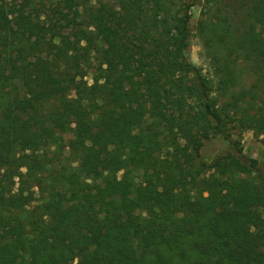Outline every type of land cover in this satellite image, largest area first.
<instances>
[{
  "label": "trees",
  "instance_id": "16d2710c",
  "mask_svg": "<svg viewBox=\"0 0 264 264\" xmlns=\"http://www.w3.org/2000/svg\"><path fill=\"white\" fill-rule=\"evenodd\" d=\"M244 130L264 0H0V264H264Z\"/></svg>",
  "mask_w": 264,
  "mask_h": 264
},
{
  "label": "rangeland",
  "instance_id": "374dc122",
  "mask_svg": "<svg viewBox=\"0 0 264 264\" xmlns=\"http://www.w3.org/2000/svg\"><path fill=\"white\" fill-rule=\"evenodd\" d=\"M200 7L195 5L192 8V17L190 19V42L185 51L188 60L197 66H205L200 56V42L195 35V27L199 18ZM234 138L240 141L243 152L251 157L257 158L261 164H264V135H257L251 130H244L241 133H234ZM70 136H65L66 142ZM227 151V144L217 135H212L206 139L200 150V158L205 162H210L217 155Z\"/></svg>",
  "mask_w": 264,
  "mask_h": 264
}]
</instances>
